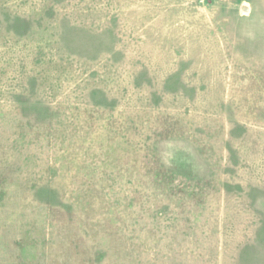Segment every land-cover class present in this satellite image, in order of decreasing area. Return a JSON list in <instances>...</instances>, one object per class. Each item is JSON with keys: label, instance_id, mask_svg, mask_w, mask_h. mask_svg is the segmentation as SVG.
Segmentation results:
<instances>
[{"label": "rangeland", "instance_id": "rangeland-1", "mask_svg": "<svg viewBox=\"0 0 264 264\" xmlns=\"http://www.w3.org/2000/svg\"><path fill=\"white\" fill-rule=\"evenodd\" d=\"M0 264H264V0H0Z\"/></svg>", "mask_w": 264, "mask_h": 264}, {"label": "water", "instance_id": "water-1", "mask_svg": "<svg viewBox=\"0 0 264 264\" xmlns=\"http://www.w3.org/2000/svg\"><path fill=\"white\" fill-rule=\"evenodd\" d=\"M242 10H246V6H242Z\"/></svg>", "mask_w": 264, "mask_h": 264}]
</instances>
